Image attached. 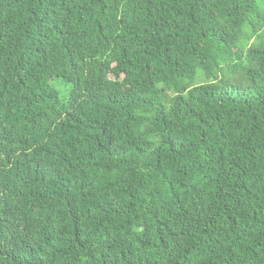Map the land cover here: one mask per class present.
Returning <instances> with one entry per match:
<instances>
[{"label":"trees","instance_id":"1","mask_svg":"<svg viewBox=\"0 0 264 264\" xmlns=\"http://www.w3.org/2000/svg\"><path fill=\"white\" fill-rule=\"evenodd\" d=\"M0 264H264V0H0Z\"/></svg>","mask_w":264,"mask_h":264},{"label":"rangeland","instance_id":"2","mask_svg":"<svg viewBox=\"0 0 264 264\" xmlns=\"http://www.w3.org/2000/svg\"><path fill=\"white\" fill-rule=\"evenodd\" d=\"M56 87L60 89L63 99H66L68 97L69 87L66 84H63V83L57 84Z\"/></svg>","mask_w":264,"mask_h":264}]
</instances>
